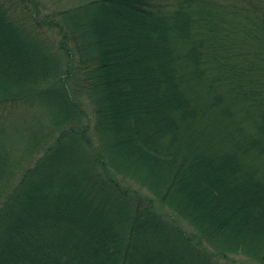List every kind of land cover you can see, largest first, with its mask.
Here are the masks:
<instances>
[{
  "label": "trees",
  "instance_id": "1",
  "mask_svg": "<svg viewBox=\"0 0 264 264\" xmlns=\"http://www.w3.org/2000/svg\"><path fill=\"white\" fill-rule=\"evenodd\" d=\"M42 5L0 0V264H264V0Z\"/></svg>",
  "mask_w": 264,
  "mask_h": 264
},
{
  "label": "rangeland",
  "instance_id": "2",
  "mask_svg": "<svg viewBox=\"0 0 264 264\" xmlns=\"http://www.w3.org/2000/svg\"><path fill=\"white\" fill-rule=\"evenodd\" d=\"M41 1L43 2V4H45V5H42V7L45 6V8H43V12H50L52 9H54L56 11L58 9L64 8V6L70 5V3L72 1H75V0H41ZM44 35H46V37H45L46 40H51V41L55 40L56 43L59 40V37L56 36V33L53 30H47L46 29ZM80 100H81L80 101L81 109H82L83 114H84V116H83L84 118L82 119V123L84 125H86V124L88 125L87 126L88 136L91 138L93 147H95L99 143L97 142V137H95L96 134L93 132V116H92L91 106L86 101V99L80 98ZM5 112L6 111L4 110V113ZM0 116H1L0 122H2V125H4V123H6V124L12 123L9 119H6L3 114L2 115L0 114ZM25 147L26 146H24V147L21 146V149H24ZM63 159H64L63 163H60L59 167H56L54 170L57 171L58 175L60 176V179H62V181L66 182V179H68V177L66 178V174L68 172L67 168L70 165L71 161H73V158L71 156H69V155H66V156H64ZM117 178H118L119 181L121 180L119 177H117ZM120 183L123 184L124 186L128 187V188L138 189V186H136V184L134 182H132V181L121 180ZM139 193H141L140 194L141 196H150L151 197V195L149 193L147 194L145 190L140 189ZM157 211L161 212V213H164V214H168L169 213L166 209H159ZM179 223L181 224L180 226L183 229L187 230L190 233L192 232V230H190V227L187 225V223L180 222V221H179ZM205 249H207V247ZM211 252L212 251L209 250V253H211ZM228 259L229 260H236L237 262H240V263H243V264H258L257 262H255L253 260H250V259H248V258H246L244 256H241V255H235V256L233 255V256L229 257ZM217 261H218V263L224 264L227 261V259L226 260L218 259Z\"/></svg>",
  "mask_w": 264,
  "mask_h": 264
}]
</instances>
